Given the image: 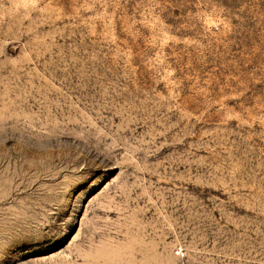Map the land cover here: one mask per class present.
<instances>
[{"label":"rangeland","instance_id":"1","mask_svg":"<svg viewBox=\"0 0 264 264\" xmlns=\"http://www.w3.org/2000/svg\"><path fill=\"white\" fill-rule=\"evenodd\" d=\"M0 264H264V0H0Z\"/></svg>","mask_w":264,"mask_h":264}]
</instances>
